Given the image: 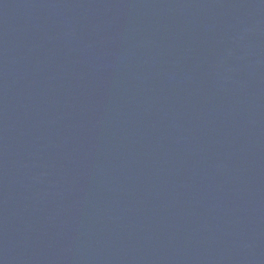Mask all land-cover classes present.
Here are the masks:
<instances>
[{
    "label": "water",
    "instance_id": "95a60500",
    "mask_svg": "<svg viewBox=\"0 0 264 264\" xmlns=\"http://www.w3.org/2000/svg\"><path fill=\"white\" fill-rule=\"evenodd\" d=\"M0 264H264V0H0Z\"/></svg>",
    "mask_w": 264,
    "mask_h": 264
}]
</instances>
